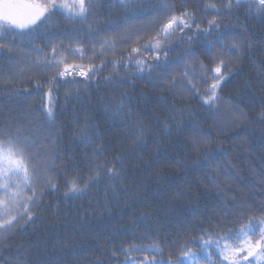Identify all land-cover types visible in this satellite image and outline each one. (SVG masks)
<instances>
[{
	"label": "snow or ice",
	"instance_id": "obj_1",
	"mask_svg": "<svg viewBox=\"0 0 264 264\" xmlns=\"http://www.w3.org/2000/svg\"><path fill=\"white\" fill-rule=\"evenodd\" d=\"M54 18L79 27L43 47L16 43ZM249 20L264 33V0H0V92L39 96L22 120L0 111V264H59L47 257L113 202L133 212L94 249L109 264H264V61ZM200 37L213 39L192 48ZM246 60L255 75L236 88L241 107L222 94ZM174 184L196 205L162 234L158 201ZM32 234L35 244L10 243Z\"/></svg>",
	"mask_w": 264,
	"mask_h": 264
},
{
	"label": "trees",
	"instance_id": "obj_2",
	"mask_svg": "<svg viewBox=\"0 0 264 264\" xmlns=\"http://www.w3.org/2000/svg\"><path fill=\"white\" fill-rule=\"evenodd\" d=\"M105 3L109 2V0H104ZM122 9H112V17L114 20L120 19L122 15ZM104 15H108V10L104 12ZM56 19L57 25L56 27H48L45 29L43 26L39 30L40 35L37 36L34 40L29 42L26 38L17 37L16 43L21 46H41L43 47L46 45L49 41L50 36L53 34L56 35H62L65 32L70 33L74 27H79V25H72L70 23H66L64 20L60 18H54ZM243 18L241 19V24H243ZM248 25V32L246 34L251 35L252 40L254 41V49L253 54L254 58L259 61H264V45H261L259 43V40L262 36H264V33L260 31L261 25L257 23L256 21L249 20L247 21ZM230 27L233 28L236 32H243L244 29L239 25H230ZM5 39H11V36L5 37ZM213 39V37H200L198 41H194L191 45L194 49H199L207 44L208 40ZM185 47H188V45H180L178 48L175 49L173 53H171V58L175 59L178 55H181L183 53V50ZM6 61H0V66L5 67L6 69ZM99 63V61H97ZM245 72L242 77H236L234 78L233 82L230 84L229 88H226L224 93L222 94L225 98H231L234 102L239 103L241 107H245L248 104L247 99H241V97L236 92V88L239 84L243 83V79H246L249 77V75L254 76L255 70L253 68V65L249 63L247 60L244 64ZM111 69H105L104 74L107 75V73ZM153 76L156 75V73L152 74ZM147 79V77H145ZM23 83V82H22ZM24 87H27V84H24ZM24 87H21L19 90L24 91ZM143 87V82H141L140 88L137 89V91H140ZM63 94L64 90L61 89L59 93V99L60 103H63ZM39 99V96H30V97H7L3 92H0V111L6 112L9 108L15 109L16 111L13 113V115L17 116L21 120L23 119L21 113L27 109L29 105L36 106L35 102H37ZM16 101H19V104L17 105ZM239 130H235L232 132H227L225 135L229 138H235L236 133ZM65 146V153L68 150V141L65 139L63 142ZM250 143L252 145V149L254 152L259 151L260 148V138L258 134L256 136L250 137ZM65 153H62L64 155ZM257 164L259 163L257 159ZM176 185L174 184L172 188H165L164 192L165 195L161 197V199L158 201L160 203V212L158 214V219L160 221V224L162 225L161 232L162 234L164 232H172L173 234L175 232L179 231V225L180 222L185 219H190V209L193 208L196 205L195 199L190 198H184V199H176L173 195V191L175 189ZM61 192H63V189H61ZM255 195L257 198H259L260 193L256 192ZM211 202L212 204H216L218 202V197L213 194L209 197L202 198L200 200V208L203 209V205L205 202ZM77 203H83L87 205L88 203V197L85 196L82 201H78ZM111 211L110 212H103L102 214L97 213L95 214L89 221L85 223V226L82 230V232H77L75 239H68L67 246L63 249L62 252L59 253H53L52 255L48 256L47 258L50 260L59 261V264H95V261L97 259H103V264H109L110 259V253H101L97 249L98 243H103L104 239L109 236H114V229L119 228L121 224H125L127 220L129 219L130 215L133 212L132 206H127L123 204H117L113 202L111 205ZM136 215H139V213H136ZM51 219V217H49ZM143 227V225H141ZM31 231V230H30ZM43 232V227L41 226L40 229H38V233ZM60 235L63 236L64 232L63 230L60 231ZM97 237H99V240H97ZM118 238V237H117ZM41 241H43L44 237H40ZM37 241V234L32 235H18L13 237L10 240V243L15 248L18 245L21 244H27L32 243L35 244ZM49 252H51V244L48 245ZM23 251V249H21ZM33 252L35 253V249H33ZM35 255L29 257V259H35ZM122 259V257H121ZM112 264H115L114 261H112Z\"/></svg>",
	"mask_w": 264,
	"mask_h": 264
}]
</instances>
